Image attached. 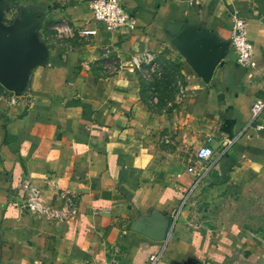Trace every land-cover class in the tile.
<instances>
[{
	"label": "crops",
	"instance_id": "1",
	"mask_svg": "<svg viewBox=\"0 0 264 264\" xmlns=\"http://www.w3.org/2000/svg\"><path fill=\"white\" fill-rule=\"evenodd\" d=\"M13 1L71 33L92 27V0ZM124 1L134 31L49 36L18 102L0 88V264H264V111L251 118L264 99V0ZM236 15L252 63L230 48L204 83L173 40L227 42ZM158 54L187 81L168 111L142 97L133 67ZM206 144L215 155L202 162ZM33 193L41 210L27 207Z\"/></svg>",
	"mask_w": 264,
	"mask_h": 264
},
{
	"label": "water",
	"instance_id": "2",
	"mask_svg": "<svg viewBox=\"0 0 264 264\" xmlns=\"http://www.w3.org/2000/svg\"><path fill=\"white\" fill-rule=\"evenodd\" d=\"M13 8L18 14L7 23L5 16ZM48 15L42 6L0 0V85L17 96L27 89L33 71L49 60L50 49L40 34ZM173 44L204 83L211 80L230 50L229 40L222 42L196 32H180Z\"/></svg>",
	"mask_w": 264,
	"mask_h": 264
},
{
	"label": "built area",
	"instance_id": "3",
	"mask_svg": "<svg viewBox=\"0 0 264 264\" xmlns=\"http://www.w3.org/2000/svg\"><path fill=\"white\" fill-rule=\"evenodd\" d=\"M91 15H92V27L79 29L80 35H96L99 30H106L110 32H132L137 28V19L129 10L124 0H92L91 1ZM233 28L229 39L230 48L235 54V60L237 64L242 67H248L252 63L254 55V44L250 40L247 34V22L245 18L236 15L234 17ZM65 30L71 32L72 28L65 27ZM152 57L148 56V59L144 57L134 56L133 67L135 69H141L145 62L152 61ZM24 93V92H23ZM22 93V94H23ZM9 102L16 104L20 96L10 93ZM264 111V99H256L251 108V118L255 120L259 114ZM215 152L209 145H203L197 150V157L202 162L210 161ZM189 172L194 173L192 168L188 169ZM27 207L30 210H41L39 201L33 193L27 200ZM156 257L152 258L154 262ZM92 264H119L118 260L110 262H94Z\"/></svg>",
	"mask_w": 264,
	"mask_h": 264
},
{
	"label": "rangeland",
	"instance_id": "4",
	"mask_svg": "<svg viewBox=\"0 0 264 264\" xmlns=\"http://www.w3.org/2000/svg\"><path fill=\"white\" fill-rule=\"evenodd\" d=\"M17 14V9L13 8L6 14L5 22H12ZM69 24L72 23L66 18L55 20L48 17L41 28V38L46 42L50 36L58 43L67 39L79 38L78 31H75V34L65 30ZM151 60L145 62L141 69H136L141 78V94L153 110L168 111L173 105L183 101L187 81L179 66L163 54L153 56ZM190 223L192 227L195 226L193 222ZM196 226L200 227L199 222Z\"/></svg>",
	"mask_w": 264,
	"mask_h": 264
},
{
	"label": "trees",
	"instance_id": "5",
	"mask_svg": "<svg viewBox=\"0 0 264 264\" xmlns=\"http://www.w3.org/2000/svg\"><path fill=\"white\" fill-rule=\"evenodd\" d=\"M47 11H48V9H47ZM0 88L3 89L4 91L8 92V93H12V92L6 90L2 85H0Z\"/></svg>",
	"mask_w": 264,
	"mask_h": 264
}]
</instances>
